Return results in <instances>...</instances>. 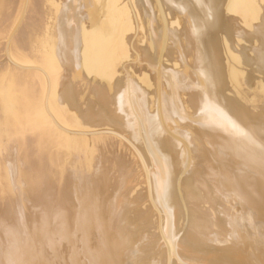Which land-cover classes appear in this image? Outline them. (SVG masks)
<instances>
[{
  "label": "bare ground",
  "instance_id": "bare-ground-1",
  "mask_svg": "<svg viewBox=\"0 0 264 264\" xmlns=\"http://www.w3.org/2000/svg\"><path fill=\"white\" fill-rule=\"evenodd\" d=\"M0 264H264V0H0Z\"/></svg>",
  "mask_w": 264,
  "mask_h": 264
}]
</instances>
